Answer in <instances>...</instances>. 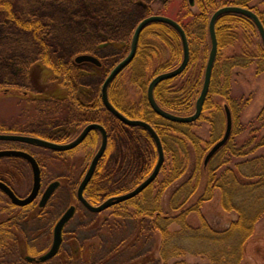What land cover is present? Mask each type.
Listing matches in <instances>:
<instances>
[{"label":"rangeland","instance_id":"obj_1","mask_svg":"<svg viewBox=\"0 0 264 264\" xmlns=\"http://www.w3.org/2000/svg\"><path fill=\"white\" fill-rule=\"evenodd\" d=\"M219 1L222 0H217V2ZM231 1L223 0L225 5H228V2ZM65 2V0L60 2L58 0H0V19H2L0 21L6 23L0 25V55H2L0 56V133L37 136L62 144L75 139L89 123H99L105 126L107 146L98 161L90 182L93 179L96 181L101 174L109 173L112 181L121 183V190L123 191L109 195L102 192L98 201L91 203L86 198L84 190L83 195L87 201L97 205L110 196L123 194L133 189L151 173L157 161L155 144L148 137L149 133L146 130L124 124L106 108L97 112L98 95L105 77L128 53L134 28L141 19L149 15L159 14L168 16L177 22L182 21L185 23L188 19L193 18L191 15L195 16L199 13V8L195 3L190 5L188 0H144L140 2L143 6L136 7V5H133L116 18L114 14L109 15L111 17L108 26L110 30L106 31L105 23L107 25L109 19L102 18L103 16L106 18V11L96 7L86 13L82 6L84 2L78 0L72 9L75 15L74 21L66 22L67 18L64 22L59 23V21H56V24L59 25L56 29L54 22L49 21L47 18L52 17L54 14L59 16L60 12L65 10ZM225 5H216V8L210 11V16L215 10ZM247 7L251 10L256 9L258 12H263L264 0H250ZM9 10H11L14 20L26 19L36 22L35 18H41L42 14L47 15L43 20L45 25L42 23L35 34L41 39L47 37L48 42L45 41L50 49L52 60H63V66H68L66 71L64 69L63 71H57L51 61L49 65L44 60L41 50L36 52V48H28L31 46L30 43L34 41V38H32L33 33L17 29L12 21L9 23L11 18L6 14ZM115 19L118 20L116 22H119L117 29L120 28L122 33L125 31L120 36L115 33L118 30L113 29L117 25L114 22ZM92 26H97L102 32L100 33L95 29L93 33L100 34L101 38L105 40L91 51H80L81 46H79V43L76 44V37L84 34L87 27ZM225 26L223 34L226 33L228 36L226 38L228 42L221 48L222 55L218 59L216 58L217 45L214 61L216 64H213L211 76L212 83L210 82L211 85L203 104H206V108L202 109L200 117L190 122L191 124L188 127L190 132L199 140L197 147L195 144L186 141L189 151L187 158L189 159L185 161L186 168L181 179L190 176L196 151L198 150L200 161L203 160L210 147L223 136L225 130L223 105H228L230 102L227 101L228 98L221 94L227 89L233 104H230L231 109L228 105L232 117L230 137L235 129L242 128L243 132L237 134V138L242 139L251 127L260 125V122L256 121L257 115L264 107V48L260 35L254 24L248 22L239 20L230 23L227 21ZM159 30L157 28L150 29L148 34L142 37L143 44H146L144 46L147 59L145 66H143L145 87L141 89L132 82L131 73L133 68L129 63L113 79L108 88V98L113 97V95L119 96L127 102L129 108L133 110L139 108L141 110L144 105L143 98H146L147 86L152 78L161 72L175 68L180 63L182 59L180 39L178 36L175 37L165 31L158 32ZM127 31H130V33L128 34ZM158 33H162L163 38L159 37ZM111 37L113 40H111ZM93 40L94 38L89 42L90 45L93 44ZM89 44L87 45L90 46ZM193 50L196 52V58L191 61L189 54L190 61L184 73L172 79L169 84L170 88L172 87L174 90L181 89L177 92L179 96L185 95L187 90L192 95V98L187 97L189 100L185 101V98L183 99V103H188L189 107L184 110L186 113L182 116L194 112L195 101L202 86L205 64L210 50L208 33L205 41ZM82 53L94 55L100 61V65L97 66L90 62L76 63L74 58ZM233 57L236 58L235 61L238 64L229 68V63L233 61ZM248 57H251V63L246 66L242 65L241 62L243 61L239 58ZM3 77H8L7 81L9 82L5 83L4 80L2 82L1 78ZM172 96L174 97V94ZM233 111H236V115L233 114ZM171 133L173 132L171 131ZM100 139V133L97 130H92L79 145L63 151L61 154L35 145L0 140V150L2 147L7 146L21 147L31 151L40 161L43 171L41 190L53 179L61 182L60 187L53 191L48 202L45 203L44 206L46 207L41 210H37L39 197L36 198L35 204L16 207L8 204L7 198L0 192L1 264H12L15 261V249L11 248L12 245L9 239L15 238L14 236L19 235L20 232L25 236L26 242L22 247L25 250H27L26 246L31 249L30 253L25 256L28 262H23V264L42 263L30 261L27 257H38L49 249L52 243L54 225L70 205L75 206V211L64 225L59 250L67 251L68 241L73 236L84 239L93 237L96 234L99 235L102 241L101 249L105 253L103 255H106V250L110 245L109 238L114 234V241H112L116 242L115 234L120 226V223L112 225V221L118 220V216L111 215L115 211L114 205L101 212H91L79 202L76 196L78 184L92 156L98 149ZM164 160L163 164L168 162L165 154ZM10 166L16 167L17 170L16 177H13L11 181L14 190L19 196L26 195L32 184L30 167L24 160L0 159V171H4L6 167ZM162 180L163 173L159 171L156 179L151 183V198L158 191L157 187ZM180 180L170 184L167 190L162 193L161 202L165 210L167 208L165 203L168 199V192ZM116 210L122 211L121 209ZM7 211L8 215L6 217L5 212ZM37 211L40 215L38 221L28 222V215ZM128 211L133 213L134 208L128 206ZM95 213H101L99 214L101 218L107 216V220H102L98 227H91L89 225L96 218ZM201 218H204L212 227L222 229L226 228L230 221L236 219L237 214L235 211H226L222 208L220 193L215 190L213 197L210 200L203 201L198 211H190L187 214L186 221L190 226L198 227ZM263 220L262 218L256 223L251 236L247 239L241 264H264ZM126 221L125 228L131 227V220L126 218ZM177 227V224L171 226L172 229ZM122 235L118 234V237H122ZM135 246L138 250V246L136 244ZM147 248H149L148 243L145 245V249ZM141 250L139 252H142ZM51 259H49L51 264H55V259ZM184 259L188 262L199 261L197 257L189 255L184 256ZM17 263L22 264V261ZM103 264H117V262L112 258Z\"/></svg>","mask_w":264,"mask_h":264},{"label":"trees","instance_id":"obj_2","mask_svg":"<svg viewBox=\"0 0 264 264\" xmlns=\"http://www.w3.org/2000/svg\"><path fill=\"white\" fill-rule=\"evenodd\" d=\"M58 1L60 2L62 0ZM65 1V10L61 11L59 16L54 14L52 17L47 18L49 21L54 22L56 29H58L59 26L58 23L56 24V21H59V23L64 22L67 18L66 22H73L75 18L72 9L74 7L73 5H75L78 0ZM81 1L84 2L82 6L86 13L90 10L92 11L96 7L106 11V18L104 16L102 18L109 19L107 25L105 23V30L107 31L110 30V27H108L111 21L110 16L114 14L116 18L123 11L129 10L133 5H136V7H139V5L143 6L140 2L144 0H139L140 2L138 0H114L112 2L110 0ZM249 1L250 0H232L228 2V5L247 7ZM194 3L199 8V13L195 14V16L191 15L193 18L188 19L185 23L182 21L178 22L186 33L191 61L196 58V52L193 48L198 47L201 42L205 41V37L208 33L210 11L213 8L215 9L216 5H225L223 0L219 2H217V0H194ZM93 6L94 8H92ZM253 11L257 14L264 26V11L258 12L256 9ZM6 14L11 18L9 23L12 21V24H15L17 29L33 33L32 38H34V43H30L31 46L28 47L29 49L36 48V52L41 50L40 52H43L44 60L48 64L51 61L54 69L57 68V71H63V69L66 71L68 69V66H63V60H52L50 49L47 44V37L46 39H41L35 34L37 28L42 26V23L45 25L43 20H45L46 14H42L41 18H35L37 20L36 22L26 19L14 20L11 10ZM236 14L237 13H224L220 15L215 22L218 45L217 59L222 55L220 52L221 48L228 42L226 40L228 36L226 33L223 34L226 28L225 22L229 21L231 23L240 20L253 25V22L248 17ZM116 21L118 20H114L117 25L113 29L118 30L114 32L118 33L120 36V34H124L125 31L122 33L120 28L117 29L119 22ZM3 24L6 23L0 21V25ZM156 28L160 29L158 32L165 31L175 37L178 36L176 31L165 23L153 22L143 28L139 36L135 55L130 62L133 68L131 80L141 89L145 87L143 66H145L147 60L144 46L146 44H143L142 37L145 34L147 35L150 29ZM95 29L100 31L97 26L87 27L84 34H80L79 37H76V44L79 43V46H81L80 51H91L95 49V46L104 42L105 39L101 38L100 34L97 35L93 33ZM100 33L102 32L100 31ZM127 33L129 34L130 31H127ZM103 34L105 35L104 32ZM157 35L163 38L162 33H158ZM92 38H94L93 44L90 45L89 42ZM190 38L193 42L189 40ZM45 40H47V42ZM111 40H113V38ZM235 59L234 57L232 58L233 61L229 63V68L238 64ZM239 59L243 61L241 64L244 66L251 63V57ZM25 66L27 65L25 64ZM184 71L182 73H184ZM137 77L139 78L136 79ZM174 78L166 79L156 84L153 89V95L160 107L182 115L186 113L184 110L189 107L188 103H183V99L185 98V101L189 100V98H192V95L189 90H187L185 95L179 96L177 92L181 89L174 90L172 87L170 88L169 84ZM1 79L2 82L3 80L5 83L9 82L7 81L8 77H3ZM110 85L108 87H110ZM228 92L229 90L227 89L221 95L228 98L227 101L233 105ZM173 94L174 97L172 96ZM98 96L96 105L97 112L105 109L100 93ZM187 97L189 98L187 99ZM109 100L118 111L128 118L146 121L154 128L161 140L164 154L167 156L168 160L160 169L163 173V180L157 187L158 191L152 198L151 184L138 195L116 203L114 206L112 205L115 211H113L111 215L114 217L118 216V220H115V222L112 221V225L120 223V226L115 234L116 242H113L114 234L109 238L110 245L106 250V255H103L105 253L101 249L102 241L99 235L94 234L93 237L84 239H78L72 235V239L68 241V250H59V252L52 257V259L56 261L55 264H103L112 258L117 264H241L247 239L251 236L256 223L260 219H264V107L256 117V121L260 122L258 127H251L242 139L237 138V134L243 132L242 128L235 129L232 136L206 164L203 163V160L200 161L197 150L195 159L192 163L190 176L186 179H181L186 168L185 161L189 159L187 158L189 151L186 141L195 144L197 147L199 140L188 129L191 123H176L160 117L151 109L147 97L145 99L143 98L144 105L141 110L139 108L137 110L129 108L130 106H128L127 102L119 96L116 97L113 95ZM230 104L228 105L231 109ZM205 108L206 104L203 105V109ZM233 114L236 115V111H233ZM139 128L145 131L142 127ZM171 131L174 134L171 133ZM148 137H150L149 134ZM109 176V173L101 174L100 178L96 181L95 179H93V181L91 180L92 182L89 181L84 190L86 198L91 203L98 201L99 195L102 192L109 195L123 191L121 190V183L112 181ZM176 180L180 181L168 192V199L165 203L167 208L165 210L161 202L162 193ZM199 184H201V186H199ZM215 190H218L220 193V205L222 208L226 211H235L237 218L230 221L229 225L222 229L212 227L204 218H201L198 227L190 226L186 221L187 214L190 211H198L200 204L203 201L210 200ZM192 198H194V200H192ZM128 206L134 208L133 213L128 211ZM116 209H121L122 211H117ZM99 214L101 213H95L96 218L89 226L98 227L102 220H107V216L101 218ZM39 218L40 215L37 211L28 215L27 220L28 222H35L38 221ZM126 218L131 220V227L129 226V228H125V223L127 222ZM172 224H177L178 227L172 229ZM118 234L123 235L122 237H118ZM14 237L15 238L9 239L12 245L11 248L15 249L14 257L17 259H14L16 263L13 262L12 264H21L17 263L18 261H22V264L23 262H28L25 256L30 253L31 249L26 246L27 250H25L22 247V245L26 244L25 236L20 232L19 235H15ZM22 240L24 241L23 243ZM149 240L151 241L149 242ZM147 243L149 244V248L145 249ZM135 244L138 246V250ZM140 249H142V252H139ZM188 255L197 257L199 261L188 262L184 259V256ZM2 263H4V261H2ZM39 264H51V261L49 260Z\"/></svg>","mask_w":264,"mask_h":264},{"label":"water","instance_id":"obj_3","mask_svg":"<svg viewBox=\"0 0 264 264\" xmlns=\"http://www.w3.org/2000/svg\"><path fill=\"white\" fill-rule=\"evenodd\" d=\"M188 3L190 5H193L194 0H188ZM224 13H237V14L244 15L245 17H248L255 25L260 35L262 45L264 47V26L262 22L260 21L259 17L256 15V13H254L251 9L246 8V7L236 6V5H225L215 10L210 16V19L208 21V36L210 40V50H209L207 61L205 64L202 86H201L199 95L196 98L195 105H194V112L192 114L182 116V115H176L172 112L166 111L157 104L154 98V95H153V89L156 84H158L159 82L163 80L177 77L185 70L189 62V45H188V39H187L186 33L184 29L182 28V26L177 21H175L174 19L168 16L154 14V15L146 16L143 19H141L134 28L128 53L110 70L108 75L105 77L101 85V93H100L104 107L124 124L128 126L142 127L143 129H145L149 133L156 147L157 161L154 165L153 170L143 181H141L137 186H135L130 191L123 193V194L110 196L97 205L91 204L89 201H87V199L83 195V191L85 187L87 186V184L89 183L95 171V168L98 164V161L104 154L106 146H107V132L104 126L99 123L87 124L78 134V136L68 143L61 144V143H56V142H53V141H50V140H47L41 137H37V136H29V135L27 136V135H21V134H7V133H0V140L25 142V143L41 146L44 148H48L51 150H55V151H64V150H70L76 147L86 138V136L92 130H97L100 133V137H101L100 144L98 146V149L92 156V159L81 181L78 184V187L76 190L77 199L87 210L91 212H101L104 209L116 203L125 201L127 199H130L138 195L146 187H148L157 177L160 171V168L163 164V161H164L163 146H162V143H161V140L158 134L156 133L154 128L149 123H147L146 121L140 120V119L128 118L127 116H125L123 113L118 111L112 105V103L109 101V98H108L107 88L110 85V83L113 81V79L132 61L135 55L136 49H137L140 33L143 30V28L146 25L153 23V22L165 23L169 25L170 27H172L178 34V37L181 43V48H182V59L175 68L165 71V72H161L152 78V80L149 82L148 87H147L146 97H147V100H148V103L151 109L162 118H165L169 121L176 122V123H190V122L195 121L197 118L200 117L202 113L203 104L207 96V93L209 91V87H210L212 69H213V64H214L216 52H217V38H216V32H215V22L217 18ZM74 60L76 63L90 62L97 66L100 65V61L98 60L97 57L91 54H87V53H82V54L77 55L74 58ZM223 108H224V113H225L224 134L207 151L203 159L204 164H206L210 160V158L227 142V140L229 139L231 135V127H232L231 111L227 104H224ZM0 156L22 157L30 164L31 171H32V184H31L30 192L25 197L17 196L14 193V191L2 181H0V190L4 192L5 195L10 199L11 203L16 206H26L30 204L31 202H33L38 197L41 191L40 167L36 159L34 158V156H32L30 153L26 151L16 150V149L0 150ZM57 184H58V181H53L49 185H47V187L43 190L40 196V199L38 201V205L40 207L45 205V203L47 202V200L49 199V197L51 196V194L57 187ZM74 211H75V206L70 205L55 223L54 228H53L52 243L49 249L44 254L38 257H27L28 260L36 261V262H45L51 259L52 257H54L58 253L61 242H62V232H63L64 225L71 218Z\"/></svg>","mask_w":264,"mask_h":264},{"label":"flooded vegetation","instance_id":"obj_4","mask_svg":"<svg viewBox=\"0 0 264 264\" xmlns=\"http://www.w3.org/2000/svg\"><path fill=\"white\" fill-rule=\"evenodd\" d=\"M88 136V135H87ZM86 136V137H87ZM16 142H18V141H16ZM20 143H24V144H28V145H34V144H29V143H25V142H20ZM35 146H37V145H35ZM38 147H41V146H38ZM44 148V147H43ZM6 149H16V150H23V151H26V152H28V153H30L32 156H34L33 155V153L31 152V151H28V150H26V149H24V148H19V147H12V146H7V147H2V149L1 150H6ZM46 149H48V148H46ZM49 150V149H48ZM51 150V149H50ZM51 151H55V150H51ZM64 151H66V150H64ZM57 152H59L60 154L61 153H63V151H57ZM35 157V156H34ZM3 158H7V159H12V160H15V159H20V160H24L27 164H28V166L30 167V164L24 159V158H22V157H17V156H0V159H3ZM35 159H36V161H37V163L39 164V167H40V175H41V185H42V167H41V164H40V161L35 157ZM14 166V165H13ZM13 166H10V167H6V169L3 171V170H1L0 171V181H2V182H4L5 184H7L13 191H14V193H16V191L14 190V187L10 184V182L12 181V178L13 177H16V175H17V170H16V167H13ZM1 168V167H0ZM30 172H31V178H32V171H31V167H30ZM7 179V180H6ZM53 181H58L57 179L55 180V179H53L52 181H50L47 185H49L51 182H53ZM47 185L40 191V193H39V195H38V197H39V199H40V196H41V194H42V192H43V190L47 187ZM60 185H61V182L60 181H58V184H57V187L55 188V189H57V188H59L60 187ZM0 192L7 198V200H8V204H10L11 206H16V205H14V204H12L11 203V201H10V199L5 195V193L4 192H2L1 190H0ZM29 192H30V190H29ZM28 192V193H29ZM27 193V194H28ZM17 194V193H16ZM26 194V195H27ZM18 195V194H17ZM26 195H24V196H20V197H25ZM19 196V195H18ZM37 197V198H38ZM36 200V199H35ZM35 200L33 201V202H31L30 204H35ZM49 200V199H48ZM48 200H47V202H48ZM29 205V204H28ZM28 205H26V206H28ZM8 206V205H7ZM26 206H16V207H26ZM43 207H46V206H39L38 204H37V208L38 209H42ZM9 210V209H8ZM6 213V217H7V215H8V211L7 212H5ZM0 215H1V213H0ZM0 223H2V221H0Z\"/></svg>","mask_w":264,"mask_h":264},{"label":"bare ground","instance_id":"obj_5","mask_svg":"<svg viewBox=\"0 0 264 264\" xmlns=\"http://www.w3.org/2000/svg\"><path fill=\"white\" fill-rule=\"evenodd\" d=\"M109 88V87H108ZM108 88H107V93H108ZM100 93H101V88H100Z\"/></svg>","mask_w":264,"mask_h":264}]
</instances>
